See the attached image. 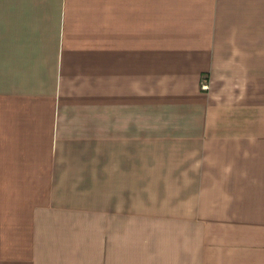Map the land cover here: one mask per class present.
<instances>
[{
  "label": "crops",
  "instance_id": "1",
  "mask_svg": "<svg viewBox=\"0 0 264 264\" xmlns=\"http://www.w3.org/2000/svg\"><path fill=\"white\" fill-rule=\"evenodd\" d=\"M0 264H264V0H0Z\"/></svg>",
  "mask_w": 264,
  "mask_h": 264
},
{
  "label": "built area",
  "instance_id": "2",
  "mask_svg": "<svg viewBox=\"0 0 264 264\" xmlns=\"http://www.w3.org/2000/svg\"><path fill=\"white\" fill-rule=\"evenodd\" d=\"M202 88L203 89H206L207 88V84L205 82L202 84Z\"/></svg>",
  "mask_w": 264,
  "mask_h": 264
}]
</instances>
